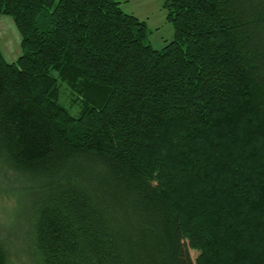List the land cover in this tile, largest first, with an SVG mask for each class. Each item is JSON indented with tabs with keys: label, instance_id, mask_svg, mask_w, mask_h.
Returning <instances> with one entry per match:
<instances>
[{
	"label": "trees",
	"instance_id": "trees-1",
	"mask_svg": "<svg viewBox=\"0 0 264 264\" xmlns=\"http://www.w3.org/2000/svg\"><path fill=\"white\" fill-rule=\"evenodd\" d=\"M163 7L154 48L118 0H0V172L40 264H264V0Z\"/></svg>",
	"mask_w": 264,
	"mask_h": 264
},
{
	"label": "rangeland",
	"instance_id": "rangeland-1",
	"mask_svg": "<svg viewBox=\"0 0 264 264\" xmlns=\"http://www.w3.org/2000/svg\"><path fill=\"white\" fill-rule=\"evenodd\" d=\"M123 11L146 21L150 33L147 42L161 48L174 36L172 24L166 19L164 0H118ZM20 34L11 16H0V51L7 62L14 61L22 52ZM60 100L73 115L80 106L65 83H60ZM0 172V243L5 247L7 264H40L30 241L29 194L17 189L18 183ZM196 251L190 250L192 258Z\"/></svg>",
	"mask_w": 264,
	"mask_h": 264
}]
</instances>
